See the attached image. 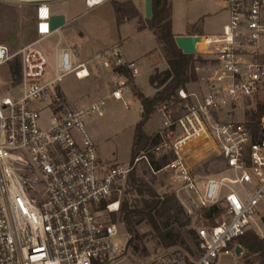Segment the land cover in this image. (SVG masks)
<instances>
[{
  "label": "built area",
  "instance_id": "obj_1",
  "mask_svg": "<svg viewBox=\"0 0 264 264\" xmlns=\"http://www.w3.org/2000/svg\"><path fill=\"white\" fill-rule=\"evenodd\" d=\"M52 1L0 0L34 9L38 37L15 53L0 43V264H111L121 257L128 246L117 241L120 221L114 215L131 172L142 161L156 176L166 177L159 194L170 188L185 207L219 212L195 228L194 254L164 247L139 264H217L220 256L238 255L240 239L253 227L264 199V113L258 127L246 116L248 102L257 104L264 94V0H225L229 21L219 34L201 37L208 57L196 70L205 68L206 87L200 94L180 89L183 110L177 114L167 104L160 106L158 131L164 140L152 151L175 157L159 170L152 168L146 151L127 165L102 160L86 131L90 114L103 115L102 100L60 109L59 83L69 74L85 79L90 72L87 62L77 63L75 54L57 47L55 77L45 80L48 60L36 45L56 31ZM112 1L86 3L95 7ZM15 60L19 80L10 68ZM95 60L114 73L112 97L124 100L130 78L114 69L123 67L135 78L138 68L124 59L118 45ZM19 85L21 98L2 97L3 86ZM45 109L52 113L48 127L41 125ZM201 138L213 143L222 175L203 176L187 163L189 146Z\"/></svg>",
  "mask_w": 264,
  "mask_h": 264
},
{
  "label": "rangeland",
  "instance_id": "obj_2",
  "mask_svg": "<svg viewBox=\"0 0 264 264\" xmlns=\"http://www.w3.org/2000/svg\"><path fill=\"white\" fill-rule=\"evenodd\" d=\"M133 1L135 3L142 2V4L144 2L143 0ZM214 1L215 0H209V2L213 3ZM108 5L110 6L111 3H108L107 6ZM195 6H204V9H202V7H196L193 10L195 12L194 17L199 18L201 15L203 16L206 11V5L198 2ZM221 6L222 5L220 3L217 5V2H215L214 8L210 12L215 13L218 9H221ZM223 18H225L223 15H220L219 17V15L216 16L214 14L209 19V22L211 23L213 21V23H216ZM82 19L88 20V24L93 27L94 32L98 35L97 39L99 42L95 41L86 47L83 43L76 41L78 38L76 31V36H72L69 30H67V33L63 32L64 38L61 46L58 44V35L51 36L37 43L36 47L45 54L48 60L45 80L48 81L55 77L57 47L60 48L70 45L75 53V58L78 63L87 62L86 60L92 57H94L95 60V57L101 53L100 49L104 47L106 43L115 42L117 38L119 39L120 35L122 39H125L124 42L125 45H127L126 47H128V52L135 55L142 50L139 48L147 41L137 34L135 27L137 22L135 20L124 23L123 27L120 28L116 26L112 15L110 17L109 12L105 10H97L96 12L89 13L84 15ZM34 25V12L31 8L25 6L21 8L0 3V43L6 44L11 53H15L22 46L38 39ZM159 55L158 59L160 61H158V66L165 68L167 65L166 59L161 52ZM205 57L203 56V58ZM95 62L97 61L95 60ZM150 72L151 69L145 64L141 67L140 74L137 77V84L146 95L154 94V88L149 83ZM205 73V68H200L198 71L199 78H203ZM110 76L111 74H104L98 69V71L94 72V74L92 73L90 77L80 81L72 73L67 75L63 81L59 83L56 92H58V94L61 92L62 97H60V99L64 108H77L83 104L91 102L92 100L103 98L109 90H112L113 83ZM3 84L4 82H2V85ZM197 85H193L191 88H193V90H198ZM132 86L133 83L129 82L128 87L123 89L124 100H115L113 98L105 100L102 116L90 114L87 117L86 131L97 145L98 152L104 161L119 162L123 165H127L131 162V148L135 126L143 117L141 103L137 98L135 99L133 97L131 91ZM22 95V85L16 86L15 88L3 86L2 97L17 100L21 98ZM259 99L260 102H264V94ZM248 103L249 107H247L246 116L248 119H253L252 111L256 109V100L249 101ZM179 110L178 106L172 111L174 114H177V112H180ZM51 116L52 113L49 109H45L41 112V125L43 127L49 126ZM162 122V113L159 110H156L152 117L147 121L145 129L149 133H154L161 128ZM191 146H189L191 150L188 154L193 157V164L197 165L195 169L199 174L203 176H219L223 174L220 173L224 168L223 163L220 161L215 152L203 153L202 151L206 152V149H203L200 145L193 144ZM137 174L141 177H145L147 180L151 178V173L147 170V167L143 162L137 166ZM156 178L157 180L154 183L156 189L159 190L167 185V179L163 174H159ZM128 189L129 187L125 186L123 193L120 194L121 202L124 199H128L129 203H131L136 197H138L136 192L127 193ZM166 189L167 191H170V188ZM183 207L192 218L191 226L193 228L207 223L204 213L197 207L192 204L186 207L183 205ZM114 218L116 221H120L119 236L117 241L121 245H126L130 238V234L128 233L126 225L122 220L120 212L117 214L115 213ZM263 218L264 199L258 208V213L256 214L253 227L250 229L258 233L260 236H264ZM137 230L140 234L145 235L143 240L138 242L140 250L138 252H134L131 247H127L124 254L113 260L111 264H139L142 260H146L147 257L160 253L161 249L164 248L160 244L159 240L154 236V233L149 225L142 223L137 226ZM189 244L192 245V247L194 246L193 242H190ZM179 249L184 255H186L184 248L179 247ZM217 264H258V262L255 260L254 256L250 255L246 248H243L242 252L238 255L236 254V256H220Z\"/></svg>",
  "mask_w": 264,
  "mask_h": 264
},
{
  "label": "trees",
  "instance_id": "obj_3",
  "mask_svg": "<svg viewBox=\"0 0 264 264\" xmlns=\"http://www.w3.org/2000/svg\"><path fill=\"white\" fill-rule=\"evenodd\" d=\"M112 4L118 27L125 22L138 19L141 23L139 30L144 28L151 30L168 63L166 70L155 69L150 75L149 82L156 89L153 96H147L135 84L132 86V93L140 101L144 115L135 126L131 161L138 157L142 151H146L152 168L159 170L174 158L175 154L171 152L160 156L156 155L152 148L162 143L164 138L160 131L147 132L145 125L162 104H167L173 110L178 106L180 112L183 110V101L179 98L178 91L182 88L186 89L187 84L199 80L196 67L207 61L198 54H186L178 47L175 41L176 36L172 31L171 0H152V17L150 19H143L132 0H113ZM10 68L16 80H19L20 64L18 60L11 62ZM114 71L127 74L130 78L129 82L133 83L134 78L131 77L127 69L116 67ZM59 95L62 97L61 92ZM256 105L252 116L255 121L254 126L258 127L259 119L264 113V102H257ZM60 109H63V106ZM142 162L151 173V178L147 180L145 177L139 176L137 167L134 168L126 186L129 187L127 193L136 192L138 197L131 203L128 199H124L120 205L122 220L130 234L127 246L131 247L134 252L140 250L138 242L142 241L145 235L139 233L137 226L146 223L151 227L154 236L163 247H182L185 251L194 254L198 246V234L196 229L191 226L192 218L173 192L166 191L161 194L157 192L154 186L157 176L146 161ZM200 211L209 221L219 212L216 207L203 208ZM262 221L264 225V218ZM190 242H193V247L189 244ZM240 242L242 247L255 257L258 264H264V236L249 230L240 239Z\"/></svg>",
  "mask_w": 264,
  "mask_h": 264
},
{
  "label": "crops",
  "instance_id": "obj_4",
  "mask_svg": "<svg viewBox=\"0 0 264 264\" xmlns=\"http://www.w3.org/2000/svg\"><path fill=\"white\" fill-rule=\"evenodd\" d=\"M119 1H124V0H119ZM143 1H144L143 4H142V2H138V3H135L134 1L133 2L135 3V5L139 9L140 13L142 14L143 19H148L145 16V0H143ZM198 2L206 5V7H205L206 11L204 12L203 16L201 15L199 18L194 17L195 12L193 10L196 7H202V9H204V6H195V4ZM215 2H217V5L220 3L222 6H221V9H218L215 13H212L210 11H212V9L214 8ZM108 3H111V5L107 6ZM171 3H172V31H173L175 36L206 37V36L216 35V34H219L223 30L224 25L229 21L230 16H229V11L225 7L226 6L225 0H215L214 3L209 2V0H171ZM50 9H51V12L53 15H63L65 17V20H66L65 24L63 26H61L59 29H57L51 35V36L58 35V37H59L58 44L60 46H61V44L63 42V38H64L63 32L67 33L68 32L67 30H69V32L72 34V36L73 35L76 36V34H75V31H76L78 34V38L76 41L83 43L86 47H88L89 45H91L95 41L99 42L97 39L98 35L94 32L93 27L88 24L89 23L88 20L82 19L84 15L96 12L97 10L98 11L99 10L108 11L109 16L111 17V15H112L113 19L115 20L116 26L118 27L117 20H116V14H115L112 2H104L98 6L89 7L86 3V0H55V1H52L50 3ZM32 10L34 12V9H32ZM214 14L216 16L219 15V17H220V15L221 16L223 15L225 18L220 19L219 22L213 23V21H212L210 23L209 19ZM134 20L137 22L136 26H135L136 30H137V34H139V36L141 38L147 40L144 43V45H142L139 48L142 50L137 55L128 52V47H126L127 45H125V42H124L125 39H122L121 35L119 36V39L117 38V40L115 42L108 43V44L106 43L105 46L100 49V51L102 52L105 49L113 47L114 45H118L121 49V52L124 56V59L127 62H133L135 64V67L138 68V75L134 78L133 84H135L140 89V87L137 84V77L139 76L140 69L143 65L146 64L151 69V72L149 74V78H150V75L154 72L155 69H159L160 71L166 70L168 68V63H167L165 68H161L158 66V61H160L158 59V56H160L159 53L161 52L163 54L159 42L157 41L154 34L150 31L149 28H144L142 30H139V26L141 23L139 22L138 19H134ZM34 24H35V22H34ZM123 25L124 24H122L120 26V28L123 27ZM142 32H144V33H142ZM43 40H45V39H43ZM43 40H41V41H43ZM41 41H39V42H41ZM101 43H103V42H101ZM59 49L71 51L73 54H75L73 52V49L70 47V45H67L66 47H60ZM207 51H208V49L205 47V45L200 42L198 45V50H197L196 54L200 55L202 58H203V56L208 57V55H206ZM163 56H164V54H163ZM205 58H203V59L206 61ZM75 61L77 62L76 58H75ZM86 61L88 63L89 71H90L89 77L91 76L92 73L94 74V72H97L99 69L104 74H109V75L111 74L110 77H111V81H112V79L114 78V73L112 72V70L103 68L101 66V64H99L98 62H95L94 57L89 58ZM201 65H203V64H201ZM205 78H206V75L203 76V78L200 77L197 82H191V83L187 84L186 91L189 93H196V94H200L201 92H203L205 87H206ZM200 79H201V81H200ZM78 80L81 81L83 79H78ZM197 84H199V85H197ZM193 85H195V86L197 85L198 90H196V89L193 90V88H191V87H193ZM126 87H128V84ZM109 91H112V90H109ZM109 91L105 94V96L103 98L92 100L91 102L83 104L77 108L85 107L87 105L94 103L95 101H100V100L103 101V106H104L105 100H107L109 98H113L111 95V92H109ZM155 92H156V89L154 88V94H155ZM153 95H147V96H153ZM133 97L136 99V97L134 95H133ZM141 108H142V105H141ZM142 110H143V108H142ZM102 112H103V108H102ZM94 115H97V114H94ZM86 120H87V118H86ZM193 144L194 145L198 144L203 149H206V152L202 151L203 153H207V152H212V153L215 152L216 153V149H215V147H214V145L210 139L201 138V139L194 141L191 145H193ZM191 149H192V146H191ZM191 149L190 148L188 149L187 154H185V159H186V161L190 167L196 168L197 165H194L193 164L194 162L192 161L193 157H191L190 154H188Z\"/></svg>",
  "mask_w": 264,
  "mask_h": 264
},
{
  "label": "water",
  "instance_id": "obj_5",
  "mask_svg": "<svg viewBox=\"0 0 264 264\" xmlns=\"http://www.w3.org/2000/svg\"><path fill=\"white\" fill-rule=\"evenodd\" d=\"M145 16L150 19L152 17V0H145ZM66 20L63 15H54L51 18V28L53 30L59 29L65 24ZM175 41L180 49L186 54H196L198 50V44L201 42L199 36H176ZM144 115V113H143ZM242 248H237V253L240 254Z\"/></svg>",
  "mask_w": 264,
  "mask_h": 264
}]
</instances>
